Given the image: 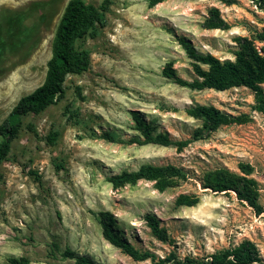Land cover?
<instances>
[{
    "label": "rangeland",
    "instance_id": "rangeland-1",
    "mask_svg": "<svg viewBox=\"0 0 264 264\" xmlns=\"http://www.w3.org/2000/svg\"><path fill=\"white\" fill-rule=\"evenodd\" d=\"M85 1L109 6L99 34L77 42L90 52L89 69L67 76L60 102L24 117V127L0 165V264L11 256H27L31 264H73L51 251L53 241L101 264H153L134 260L103 237L94 217L101 210L115 214L136 247L160 257L172 250L202 257L250 239L264 258V212L256 214L234 191L216 193L202 184L207 171L227 167L241 173V164H249L264 207V114L253 109V91L194 90L163 75L172 61L181 77H195L180 37L202 53L234 59L235 38H253L264 25V0H163L155 5L150 0ZM68 2L0 0V124L23 95L44 82ZM212 7L220 9L229 28L204 26ZM194 102L247 114L248 120L223 125L182 149L131 142L141 137L133 111L156 132L191 138L201 126L185 112ZM54 131L59 136L52 144L48 136ZM56 163L66 168L59 170ZM144 164H174L188 177L163 191L150 180L119 188L107 180ZM183 193L200 196V202L177 205ZM147 213L159 217L168 241L152 233Z\"/></svg>",
    "mask_w": 264,
    "mask_h": 264
},
{
    "label": "trees",
    "instance_id": "trees-1",
    "mask_svg": "<svg viewBox=\"0 0 264 264\" xmlns=\"http://www.w3.org/2000/svg\"><path fill=\"white\" fill-rule=\"evenodd\" d=\"M162 1L150 0V4L155 5ZM108 9L107 2L96 6L85 0H69L55 32L52 56L47 62L44 82L31 93L23 95L0 124V165L7 159L13 142L19 137L24 127V117L31 113L39 114L50 105L60 102L66 94L67 76L71 73L80 74L89 69L90 52L80 48L77 42L86 36L95 37L99 34L100 29L106 24ZM204 26L216 29L230 27L217 7L209 10ZM253 33V38L236 37L238 49L234 53L235 58L225 60L211 53L198 51L190 40L180 37V44L192 60L195 77L191 80L181 77L172 61L164 67L163 75L180 86L194 90L226 91L236 87H247L254 94L253 109L264 114V25ZM258 42L262 45H258ZM185 112L200 120L201 126L194 131L191 138L178 140L173 139L168 133L156 132L151 122L139 112L133 111L134 128L139 131L142 138L132 139L131 142L141 145L153 143L176 146L182 149L195 140L209 136L223 125L242 124L248 120L247 114L234 115L215 105L198 102L186 105ZM58 136V132H51L48 136L49 142L55 144ZM104 137L113 140L109 133H104ZM56 167L59 170L66 168L62 163H56ZM241 168V173L227 167L205 172L202 179L203 188L216 193L234 191L241 201L246 202L256 214L260 215L264 212V207L259 201L258 182L251 176L253 169L249 164H241ZM32 172L39 177L37 172ZM187 177V172L174 164H144L136 170H123L113 174L107 177V180L115 188L135 185L141 180H150L163 191L175 180ZM199 202L200 196L187 193L180 194L176 200L179 206H194ZM94 217L102 228L103 237L136 261L151 260L153 264H264L260 250L250 239L219 249L207 256H181L177 251L172 250L160 257L150 250L136 247L120 229L117 217L111 211L94 212ZM144 218L159 240L164 242L169 240L168 230L161 225V220L156 214L147 213ZM50 248L53 252H60L62 258L72 260L73 264H101L92 256L77 252L70 247L62 249L58 241H53ZM4 264H31V259L27 256H11Z\"/></svg>",
    "mask_w": 264,
    "mask_h": 264
}]
</instances>
